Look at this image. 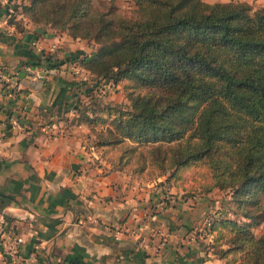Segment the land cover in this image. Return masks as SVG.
I'll return each instance as SVG.
<instances>
[{"label":"trees","instance_id":"16d2710c","mask_svg":"<svg viewBox=\"0 0 264 264\" xmlns=\"http://www.w3.org/2000/svg\"><path fill=\"white\" fill-rule=\"evenodd\" d=\"M132 1L138 8L133 17L106 2L20 0L5 18L20 32L27 24L42 29L39 36L50 29L84 40L85 51L68 57L90 80L72 124L96 131V149L128 142L120 162L141 146H166L159 167L167 181L185 179L200 164L203 173L192 176L199 189H187V196L224 190L236 209L234 217L223 207L208 215L205 232L214 255L225 264H264V5ZM65 64L45 54L43 63L30 65L49 70ZM120 83L130 109L93 107L100 84ZM259 226L263 232L256 234ZM62 264L80 263L63 258Z\"/></svg>","mask_w":264,"mask_h":264},{"label":"crops","instance_id":"0c3cea01","mask_svg":"<svg viewBox=\"0 0 264 264\" xmlns=\"http://www.w3.org/2000/svg\"><path fill=\"white\" fill-rule=\"evenodd\" d=\"M9 1L14 10L20 3L0 0V77L7 76L0 81V127L6 130L0 224L19 245L14 257L0 241V264H62L63 258L80 264H225L205 232L208 215L226 208L222 199L210 193L176 197L152 214L169 187L151 193L131 184L124 170L88 143L87 124H72L86 84L81 69L67 60L84 52L86 42L50 29L39 36L42 29L27 24L17 31L5 18ZM45 54L65 59V66L30 65L43 63Z\"/></svg>","mask_w":264,"mask_h":264},{"label":"rangeland","instance_id":"374dc122","mask_svg":"<svg viewBox=\"0 0 264 264\" xmlns=\"http://www.w3.org/2000/svg\"><path fill=\"white\" fill-rule=\"evenodd\" d=\"M202 1L208 4H213L217 2L243 1V2L250 4L253 8L261 7L264 5V0H202ZM92 2L95 6H101V7L105 2L111 3L115 7L116 11L120 15L125 16V17H133L138 14L137 13L138 8L132 0H92ZM9 5H10L9 7H12L14 5V2L9 1ZM16 5L18 7L20 3ZM16 10L18 9L16 8ZM77 52H80V51H74L72 55L75 56ZM67 61L68 62L72 61V58H70V60H67ZM72 62H71V65L78 67L76 63H72ZM83 75H84V78L82 79H84V84H86V87L89 89V84H90L89 77H87L86 73H84ZM100 89L101 91H98V94L94 96L93 98L94 100L92 103L93 105H95L93 107L98 108V107H103L105 105H113L117 107H122L124 109H130V103L126 96L127 91L126 89H124V86L122 83H120L117 87H111V88L107 84H100L98 86V90ZM87 100L89 101L88 98L86 99V101ZM85 103L86 102H84V105H86ZM98 129L100 130L101 126H98ZM95 134H96V131L94 133L89 132L88 134L87 141L88 143H90L91 146H92V140L94 139ZM127 146H128V142L124 143L121 149L119 148V149H114V150H111V149L105 150L107 148H101L97 152L99 156L107 158L109 162H113L116 167L118 166L117 168L124 170L127 176L130 177L131 184L139 185L141 187L143 186L148 191H151V193L159 189V187H164V186L169 187L164 192L165 197H161L158 200L159 202L157 201L154 202V205L151 207L153 211L152 214H158L160 212H163L166 208V205L170 204L173 198H176V197L183 198L184 196H187L189 189L194 190L196 188V190L198 191L199 188L197 184L192 180V176L193 175L195 176L194 174L195 172L203 173L204 169L203 167H201L200 164L197 165L199 168L194 167L192 170L188 172L189 173L188 177L186 176V173L185 175L182 176L186 180L180 179V180H176L175 182H173V180L167 181L166 177L168 176V174H166L165 176H160V173L163 171L159 167L161 163V157H162L161 155L163 156L165 155L163 154V152H165L166 146L162 147L161 151H155L153 149V146H150V145L141 146L134 153L128 152V154H126V156H124L122 158V161L120 162L119 155L121 151L127 149ZM158 157L159 159H157ZM164 164L166 166V169L170 171V169L168 168L169 163L166 161ZM164 190L165 189L162 188V191ZM209 195L215 197V199H217L218 201H221L222 199L223 202L219 204H222V206L223 205L226 206V208L223 207V209L226 211H229L228 216L234 217L233 212H235L236 209L234 207L233 202L227 198L228 194H226V191L224 190L220 191L218 189H215ZM254 231L256 234H260L261 232H263V226L254 228ZM164 236L167 242V239L169 238L168 234L166 233V234L160 235V237H164ZM192 237L193 236H188L186 240H189V238H192ZM193 241H194V237H193ZM208 241L209 243H211L210 240Z\"/></svg>","mask_w":264,"mask_h":264},{"label":"built area","instance_id":"2783aa9c","mask_svg":"<svg viewBox=\"0 0 264 264\" xmlns=\"http://www.w3.org/2000/svg\"><path fill=\"white\" fill-rule=\"evenodd\" d=\"M15 12H16V10H14L11 7L8 10V14H14ZM54 50H55V48H54ZM26 70H27V72H29L31 74H34V75H38V73H39V72L38 73L37 72H34V70L31 69L30 67H27ZM5 79H7V76L4 77L2 75L0 77V81L5 80ZM5 131H6L5 129H3L2 127H0V142H2L3 139H4V137L6 136V132ZM137 229L138 230H141L142 227H138ZM192 240H193V237L192 238H189L188 241L191 242ZM0 241L1 242H4L5 244H7V245L10 246L9 247V251L11 252L12 256L15 257V255L17 254V251H18L19 241L17 240V238L13 234H11L8 231H6L4 229V227H3V225H1V224H0ZM165 242H166L165 236L164 237H161V241L159 243V247H162V245L165 244ZM31 262L32 263L34 262V256H32Z\"/></svg>","mask_w":264,"mask_h":264}]
</instances>
